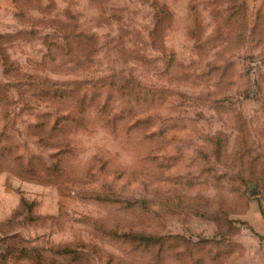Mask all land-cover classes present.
<instances>
[{"label": "rangeland", "instance_id": "1", "mask_svg": "<svg viewBox=\"0 0 264 264\" xmlns=\"http://www.w3.org/2000/svg\"><path fill=\"white\" fill-rule=\"evenodd\" d=\"M126 81L169 144L105 124ZM0 175V264H264V0H0Z\"/></svg>", "mask_w": 264, "mask_h": 264}, {"label": "trees", "instance_id": "2", "mask_svg": "<svg viewBox=\"0 0 264 264\" xmlns=\"http://www.w3.org/2000/svg\"><path fill=\"white\" fill-rule=\"evenodd\" d=\"M79 37L86 38V40L87 38L91 40V37L85 34H80ZM11 68L12 67H10L9 70H11ZM38 84H40L41 86L51 87V88H56L55 86L59 85L51 81H42V82H39ZM84 85L89 86L90 89L92 90H97L98 87L101 86L102 90H107L108 92H110L111 90L115 89L118 86L113 80L109 79L104 82L99 81V82H94L92 84H90V82L78 83L75 88H73L74 85H70L69 87H66V88L64 87L63 88L64 93H66V90L69 91V93H66L64 96L67 95V97H72L73 94L75 93L77 94L78 96L77 98L79 99L76 102V108L74 111H75V114L79 115L80 117H83V114L86 111V108L90 104H92L94 101L101 98L104 94L101 91L100 92L97 91L92 94H89V92L87 91L83 93L82 89H84L83 87ZM129 87L132 89H129ZM117 91L122 95L121 98L122 97L128 98L127 105L125 108H122L121 112L119 113L115 112L114 108L112 107L110 103L111 100H114L115 96L109 95V98L106 100L103 106L101 105V108H100L102 112H109V114L107 115V120L105 121V124L113 129H116L120 127V125H122L124 128H126L131 133L135 130L138 131L140 129L144 140H147V141L154 140L160 143L161 145L169 144L170 139H169V133H168L169 131L167 129V126H160L158 130L153 133L147 131L148 128L153 125L154 121L152 120V118H150V116L147 115L146 112H148L149 110H146V109L148 107L149 108L152 107V110H153L154 109L153 107H155L156 105L164 104L167 98L171 96L170 94L172 93L168 90H161V89H154V88L148 89V88L142 87L140 84L135 83L134 81H131V82L126 81V83H124L123 85L117 88ZM62 93L63 91L60 92L56 88V91L54 92L53 95L55 97L59 96V98H64ZM135 113H138V114L135 116ZM142 116L146 119L145 120L144 118L141 119ZM67 120L71 122H75L80 125L83 124V120L81 118H79V121L77 122V120L73 118L72 116H64V117L56 119L55 126L52 128L51 131L52 132L56 131L57 125L60 124V122L67 121ZM39 126H41V123L37 125V127ZM61 154L62 153L59 152L57 155L55 154V156L60 157ZM201 154L204 157H206V154L204 152H202ZM151 157L153 158V155ZM102 170H105V166H103ZM107 187H109V185H104L102 188L108 189ZM108 192L109 190H106L103 193H108ZM101 195H104V194H98L96 197L99 199H102ZM15 238H17V235L2 238L0 239V241L6 242L9 240H14ZM142 239L147 245H154L163 240L162 238H154V237H149V236L143 237ZM25 252L27 251L23 250L20 257L29 258V256H27ZM64 253H70V250H65ZM7 255H8L7 253H1L0 258H2V260H6Z\"/></svg>", "mask_w": 264, "mask_h": 264}, {"label": "crops", "instance_id": "3", "mask_svg": "<svg viewBox=\"0 0 264 264\" xmlns=\"http://www.w3.org/2000/svg\"><path fill=\"white\" fill-rule=\"evenodd\" d=\"M1 176V175H0ZM15 208V207H14ZM13 210V209H12Z\"/></svg>", "mask_w": 264, "mask_h": 264}]
</instances>
